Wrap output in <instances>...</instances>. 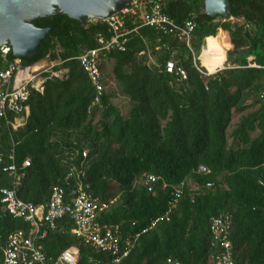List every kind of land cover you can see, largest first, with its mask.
Wrapping results in <instances>:
<instances>
[{"label": "trees", "instance_id": "obj_1", "mask_svg": "<svg viewBox=\"0 0 264 264\" xmlns=\"http://www.w3.org/2000/svg\"><path fill=\"white\" fill-rule=\"evenodd\" d=\"M229 1L234 23L202 14L205 0H166L164 11L177 24L196 22L191 49L128 21L126 50H112L101 62L99 101L77 58L99 48L100 36L111 40L108 25L83 27L62 15L36 22L56 28L23 66L59 62L56 70L67 74L48 79L43 94L32 92L25 127L13 131L0 118L2 243L26 228L1 202L2 191L14 188L4 170L15 164L23 174L17 193L27 203L44 205L55 186L68 192L79 184L103 202L116 201L102 218L105 232L120 242L141 234L120 264H211L218 248L210 222L224 214L233 217L234 263L264 264V0ZM7 59L14 60L12 52ZM201 166L211 174H199ZM144 176L158 178L151 191ZM179 187L170 222L142 234L168 211ZM72 231L69 219L59 222L44 243L47 255L75 247L79 264H113Z\"/></svg>", "mask_w": 264, "mask_h": 264}, {"label": "built area", "instance_id": "obj_2", "mask_svg": "<svg viewBox=\"0 0 264 264\" xmlns=\"http://www.w3.org/2000/svg\"><path fill=\"white\" fill-rule=\"evenodd\" d=\"M166 0H134L119 14L105 20L113 37L105 40L99 38L100 47L83 51L77 58L81 68L87 74L92 86L97 92V101L103 96L105 86L101 72V62L112 50L124 52L128 35V21L138 28H153L164 36L174 35L177 39L191 49V42L197 28L196 22L189 20L184 24H177L164 11ZM233 23L235 20L230 19ZM137 29H134L136 31ZM9 47L0 46V118L4 119L13 131L25 127L30 116L28 101L32 92L44 93L45 82L48 79H64L66 70H56L53 65L49 69L43 66L24 67L22 59L8 60ZM38 68V69H36ZM174 64H168V72L172 73ZM178 73L185 79L186 74L182 69ZM86 153L84 154V157ZM31 166V160L23 162L22 169ZM14 180L13 189L2 191L1 202L4 211L13 218L23 221L24 230L16 231L2 243L0 234V249L3 254L2 264H79V250L71 247L57 257L47 255L44 247L49 235L58 229V224L69 219L73 224V235L90 244L96 251L110 256L113 264H120L126 259L135 247L141 234L129 237L120 242L111 231L105 232L101 224L102 218L115 202H103L95 197L89 187L79 184L75 188L65 190L55 186L52 189L49 201L44 205H34L19 198L17 187L21 185L23 174L15 164L4 170ZM201 175H210L211 171L205 166L198 170ZM69 180V175L66 181ZM158 178L144 176V183L152 190ZM183 185H181L182 187ZM181 187L174 193L168 211L155 218L151 225L143 230L142 234L157 228L160 224L169 223L170 214L176 207L182 194ZM212 184L207 185L211 189ZM233 222L231 214L214 217L210 222V231L214 239V246L218 248V255L211 264H235L230 242V232ZM92 264H108L91 261ZM168 264H180L168 260Z\"/></svg>", "mask_w": 264, "mask_h": 264}, {"label": "water", "instance_id": "obj_3", "mask_svg": "<svg viewBox=\"0 0 264 264\" xmlns=\"http://www.w3.org/2000/svg\"><path fill=\"white\" fill-rule=\"evenodd\" d=\"M134 0H0V46L9 47L16 59L38 55L41 45L56 25L42 29L41 19L53 21L67 16L83 27L89 22H102L123 11ZM202 14L217 23L231 19L229 0H205Z\"/></svg>", "mask_w": 264, "mask_h": 264}, {"label": "rangeland", "instance_id": "obj_4", "mask_svg": "<svg viewBox=\"0 0 264 264\" xmlns=\"http://www.w3.org/2000/svg\"><path fill=\"white\" fill-rule=\"evenodd\" d=\"M230 20V19H229ZM203 45H204V43H203ZM204 47V46H203ZM203 47H202V49H203ZM200 60V59H199ZM59 63V62H58ZM57 62H55V63H50V62H48L47 61V64L46 63H42L44 66V68L45 69H49L51 66H53V65H57L58 64ZM36 66H39V65H36ZM41 66V65H40ZM117 103H119L120 105L121 104H123L124 103V100H123V98H121V97H118V99H117V101H116ZM238 121V118H236L235 120H234V122L233 123H236ZM233 127H234V124L232 125V128L230 129V132L232 131V129H233Z\"/></svg>", "mask_w": 264, "mask_h": 264}, {"label": "crops", "instance_id": "obj_5", "mask_svg": "<svg viewBox=\"0 0 264 264\" xmlns=\"http://www.w3.org/2000/svg\"><path fill=\"white\" fill-rule=\"evenodd\" d=\"M204 45H205V41H204ZM204 45H203V46H204ZM203 48H204V47H203ZM42 63H44V62H41V63H39L38 65H39V66H40V65H41V66H44ZM45 63L47 64V61H45Z\"/></svg>", "mask_w": 264, "mask_h": 264}, {"label": "bare ground", "instance_id": "obj_6", "mask_svg": "<svg viewBox=\"0 0 264 264\" xmlns=\"http://www.w3.org/2000/svg\"><path fill=\"white\" fill-rule=\"evenodd\" d=\"M44 63H45V61H44ZM36 69H38V68H36Z\"/></svg>", "mask_w": 264, "mask_h": 264}]
</instances>
